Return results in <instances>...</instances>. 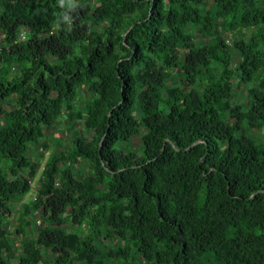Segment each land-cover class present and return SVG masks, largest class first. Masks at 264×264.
Returning a JSON list of instances; mask_svg holds the SVG:
<instances>
[{
	"label": "trees",
	"instance_id": "1",
	"mask_svg": "<svg viewBox=\"0 0 264 264\" xmlns=\"http://www.w3.org/2000/svg\"><path fill=\"white\" fill-rule=\"evenodd\" d=\"M0 264H264V0H0Z\"/></svg>",
	"mask_w": 264,
	"mask_h": 264
},
{
	"label": "rangeland",
	"instance_id": "2",
	"mask_svg": "<svg viewBox=\"0 0 264 264\" xmlns=\"http://www.w3.org/2000/svg\"><path fill=\"white\" fill-rule=\"evenodd\" d=\"M19 38L20 39L24 38V34L21 33L19 35ZM77 128L79 129V126H77ZM52 129H53V131L55 133V137H59L60 136L64 140V142H66V143L70 140V135H72L71 131H73V130L70 128L69 123H68V121L65 118L59 117V120L57 121L56 126H54ZM137 141H138V139L135 138L134 146H137L136 145ZM120 146H121L120 144H118V145L115 144L114 148H117V147H120ZM36 154H37V152L34 151L33 155L31 156L32 160H35V159L38 158L36 156ZM49 154H50V150H48L47 152H45V154L43 156H41V158L39 160L40 161L39 168L36 170V174H35L34 178L31 181V184H32L31 191L28 194H26L23 197H21L16 202V208L19 207L23 202H27L29 199H32L34 197L35 191L38 188L39 182L41 180L42 168H43V166H44V164L46 162V159L48 158ZM8 217H9V220H10L11 224L13 225L15 223V219H16V210H13V213L10 216H8ZM76 227H77L76 225H69L68 229L69 230L72 229L73 231H75ZM80 227H78V229ZM86 230L87 229H86L85 226L81 227V231L82 232H86ZM81 231H78V232L81 234L82 233ZM10 236H11V238L13 240L15 239L14 235H10Z\"/></svg>",
	"mask_w": 264,
	"mask_h": 264
},
{
	"label": "water",
	"instance_id": "3",
	"mask_svg": "<svg viewBox=\"0 0 264 264\" xmlns=\"http://www.w3.org/2000/svg\"><path fill=\"white\" fill-rule=\"evenodd\" d=\"M101 141H102V140H100V142H99V147H100V145H101Z\"/></svg>",
	"mask_w": 264,
	"mask_h": 264
}]
</instances>
